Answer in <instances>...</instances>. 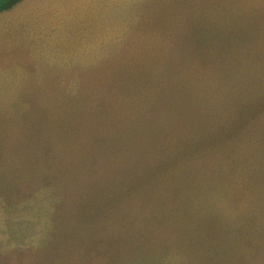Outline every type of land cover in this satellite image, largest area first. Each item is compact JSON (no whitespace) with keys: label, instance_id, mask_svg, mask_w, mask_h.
<instances>
[{"label":"rangeland","instance_id":"obj_1","mask_svg":"<svg viewBox=\"0 0 264 264\" xmlns=\"http://www.w3.org/2000/svg\"><path fill=\"white\" fill-rule=\"evenodd\" d=\"M57 10L0 41V264H264V0Z\"/></svg>","mask_w":264,"mask_h":264},{"label":"crops","instance_id":"obj_2","mask_svg":"<svg viewBox=\"0 0 264 264\" xmlns=\"http://www.w3.org/2000/svg\"><path fill=\"white\" fill-rule=\"evenodd\" d=\"M52 5L55 8H50ZM57 8L58 0H22L12 9L1 12L0 41L9 44L16 40L20 42L33 39L40 40L43 32L41 33L39 29L36 34L30 32V28L33 29L34 25L33 19L37 23H41L42 19L48 15L50 19H55L58 12ZM48 36H55L53 27H50Z\"/></svg>","mask_w":264,"mask_h":264},{"label":"trees","instance_id":"obj_3","mask_svg":"<svg viewBox=\"0 0 264 264\" xmlns=\"http://www.w3.org/2000/svg\"><path fill=\"white\" fill-rule=\"evenodd\" d=\"M22 0H0V13L12 9Z\"/></svg>","mask_w":264,"mask_h":264}]
</instances>
